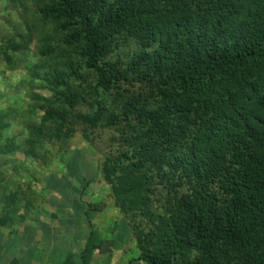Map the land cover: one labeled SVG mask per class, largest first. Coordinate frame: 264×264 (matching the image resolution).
Returning a JSON list of instances; mask_svg holds the SVG:
<instances>
[{
    "label": "trees",
    "instance_id": "trees-1",
    "mask_svg": "<svg viewBox=\"0 0 264 264\" xmlns=\"http://www.w3.org/2000/svg\"><path fill=\"white\" fill-rule=\"evenodd\" d=\"M5 5L0 59L27 99L0 110V166L8 123L40 165L78 129L134 260L264 264V0Z\"/></svg>",
    "mask_w": 264,
    "mask_h": 264
},
{
    "label": "crops",
    "instance_id": "crops-1",
    "mask_svg": "<svg viewBox=\"0 0 264 264\" xmlns=\"http://www.w3.org/2000/svg\"><path fill=\"white\" fill-rule=\"evenodd\" d=\"M4 131H1V137H9ZM10 154L15 157V153ZM13 160H6L0 166L3 167L0 191L17 188L12 199H6L4 192L0 193V264H141L133 259L128 230L120 221L117 209L106 198L107 185L97 182L95 173L74 191L78 197L71 200L70 210L64 208L56 214L54 206L59 205L46 196L51 184L42 181L38 185L34 182L27 186L21 184ZM67 186L62 183L60 191ZM87 186L89 191H86ZM41 193H44L43 197H40ZM96 194L106 201L100 200L98 204Z\"/></svg>",
    "mask_w": 264,
    "mask_h": 264
},
{
    "label": "rangeland",
    "instance_id": "rangeland-1",
    "mask_svg": "<svg viewBox=\"0 0 264 264\" xmlns=\"http://www.w3.org/2000/svg\"><path fill=\"white\" fill-rule=\"evenodd\" d=\"M5 3L6 0H0V30L3 29L4 24L6 25V21L14 22V20H20V17L17 16L13 8L8 9L7 7V10L3 12V9L5 8L4 6H6ZM31 47L32 44L29 45V48ZM28 57L29 56L27 55L25 58L28 59ZM22 77L23 71L21 69L9 71L2 66L0 59V110L8 109L13 104L11 100H14V95L16 94V97H21L24 100L27 99L25 98L26 96L24 95L21 87L18 86V81ZM39 92L46 94V92L44 91ZM37 115H40V112H37ZM3 133H9L8 135H11L15 139V143L18 147L13 151V153H15V157H12L11 154L8 155L10 152H7L5 154H2L1 159L3 158L4 160L10 161L14 158L13 165L17 167L18 179L20 178V183L23 185L33 182L37 183L38 185L39 181H42L44 183L48 182L49 184H51L49 194H46V196H49V200L52 199V203L55 202L56 205H59L60 208L58 206L57 208H55L54 206L53 212L56 214H60V210L64 211V208H68V210H70L71 200H73V198L75 199V196L78 197V195H74V191L76 189L79 190V187H81L80 185L83 184V181L91 178L94 173L95 176H97V178H95L97 182H103L96 173L95 161L97 155L82 139L78 129H75L71 137L66 140L64 144V150H59L55 146H53V148L51 149V159L45 164L41 163V165L40 161H37L33 157H24L23 153L26 149L24 140L27 138V136L25 129L20 125V123H18L17 121L8 123ZM73 153H75V155H73ZM2 168L3 167H1L0 170H2ZM39 170L41 172H39ZM60 170H62L61 172L63 173H61ZM31 172H33L37 180L33 181L32 179H30V175H26L27 173L29 174ZM21 173H23L24 176L21 175ZM59 175H62L63 178ZM53 176H55V178ZM72 176L75 177H73L72 179ZM62 183H67L68 186L67 189H63L61 192L60 189L63 187H60V185ZM89 186L86 187V191H89ZM106 187L108 188V186ZM53 191L54 193H52ZM43 196L44 193H41L40 197ZM94 197L95 200L98 201V203L100 202V200L106 201L101 195L96 194ZM59 198L60 200L58 201ZM85 210L87 211L88 208L85 207ZM109 238L113 240L112 237ZM104 244L106 243L104 242Z\"/></svg>",
    "mask_w": 264,
    "mask_h": 264
}]
</instances>
